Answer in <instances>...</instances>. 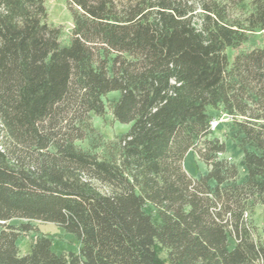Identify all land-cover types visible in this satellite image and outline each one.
<instances>
[{"label":"trees","instance_id":"trees-1","mask_svg":"<svg viewBox=\"0 0 264 264\" xmlns=\"http://www.w3.org/2000/svg\"><path fill=\"white\" fill-rule=\"evenodd\" d=\"M67 5L65 47L45 0H0V264H264V48L241 50L264 0ZM107 109L131 125L116 141L92 122ZM189 152L205 174L186 171ZM33 222L78 250L42 234L22 255Z\"/></svg>","mask_w":264,"mask_h":264},{"label":"rangeland","instance_id":"rangeland-1","mask_svg":"<svg viewBox=\"0 0 264 264\" xmlns=\"http://www.w3.org/2000/svg\"><path fill=\"white\" fill-rule=\"evenodd\" d=\"M48 10V22L49 24L59 27L62 30L61 42L62 45L67 47L70 45L71 32L73 27V16L68 8L67 0H45ZM256 48H264V32H256L250 36L248 42L241 46V50L250 51ZM235 52L229 51L230 61L233 60ZM119 97L118 92L111 93L106 103H110ZM213 128H215L214 135L227 144V153L225 157L231 162L235 163L242 178L246 175L245 164L243 160L242 152L235 146V144L229 139L228 128L226 127L225 116L216 112ZM92 122L94 127L103 136L106 142L116 141L128 133L131 125L121 124L117 122L110 109H107L103 116H93ZM86 146V145H85ZM186 171L194 177H198L206 173L207 169L204 164L198 161L197 156L193 152H189L184 163ZM148 211H151L148 209ZM256 223L260 228L264 227V207H259L255 215ZM34 231L28 234H23L18 239V247L20 253L26 255L30 252L31 246L35 243L37 237L42 234L49 235L53 240V249L58 254L68 255L71 251L78 250V243L74 236L65 232L62 228L51 224L33 222ZM159 257L162 260H166L167 251L163 248L158 249Z\"/></svg>","mask_w":264,"mask_h":264}]
</instances>
